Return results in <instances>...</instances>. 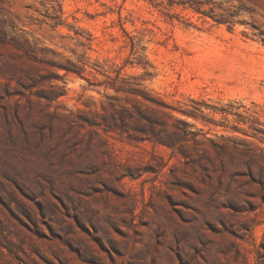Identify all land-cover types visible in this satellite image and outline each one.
Returning <instances> with one entry per match:
<instances>
[{
  "label": "rangeland",
  "instance_id": "obj_1",
  "mask_svg": "<svg viewBox=\"0 0 264 264\" xmlns=\"http://www.w3.org/2000/svg\"><path fill=\"white\" fill-rule=\"evenodd\" d=\"M201 1L0 0L39 57L24 86L0 68V264H264V142L236 114L264 121V0ZM111 104L164 142L84 121Z\"/></svg>",
  "mask_w": 264,
  "mask_h": 264
},
{
  "label": "trees",
  "instance_id": "obj_2",
  "mask_svg": "<svg viewBox=\"0 0 264 264\" xmlns=\"http://www.w3.org/2000/svg\"><path fill=\"white\" fill-rule=\"evenodd\" d=\"M171 4H173L176 0H169ZM210 0H202L199 3L198 10H202V5L209 4ZM2 21V28L0 29V42L1 43H10L15 49L16 52L12 54V61H3L1 60L3 57V54L0 52V61L3 64H0V68L9 69L11 71V78L16 80L18 84L21 86L23 85V80L21 79L22 74L21 72H25L27 74V70L23 69L24 67L17 62L18 60L23 59V57H26L28 59H35L39 58L36 55V49L35 45L31 44L29 40H26V42H22L17 36L13 35L9 41H7V35L9 34L10 30L9 27L12 29V31L15 29L13 23H8L7 20L1 19ZM6 35V36H5ZM70 64H53L54 67L57 68H63L65 69V74L69 73H75L80 76H84L83 71L85 69L84 65L79 66L76 65L73 61H69ZM29 76H31L29 74ZM24 79V78H23ZM131 79H137V76H130V75H121L120 72H118V75L114 77L113 79L109 81H104L106 88H113L117 93H125L127 94H133L136 99L139 100V97L141 96L144 100L151 101V102H157L153 99V96L150 95L144 89L140 82H132ZM33 80V79H32ZM97 83V84H102ZM108 98L112 99L114 96H108ZM114 107L115 114L114 117H117L118 120H111L108 121L106 119L105 115L102 114L100 111H98L97 115L100 116L99 121H93V119H84V121L90 125H97L98 127L104 129L105 131L109 130H115V131H122L124 127H126L127 118H131L132 120L136 121V127H135V133H130L129 136H131L132 139L136 140H153L157 142H164L162 141L160 129L158 126H162L164 128L165 123H163L162 119H157L156 116L153 114H150L146 111L145 108L141 106H136L135 111L130 112L129 109L122 105V108L116 109L115 105L111 104ZM239 117L240 121H243L244 123L248 124V128L245 129L241 127L239 131H242L244 134L249 135L254 138H258L261 142H264V121H262L258 116L254 114H249L248 116H244L242 113H236ZM243 117V119H241ZM102 119V120H101ZM138 132V133H136ZM261 150H264V147L260 148ZM247 152V151H245ZM248 156L253 160L256 161L257 155L254 153H247Z\"/></svg>",
  "mask_w": 264,
  "mask_h": 264
}]
</instances>
